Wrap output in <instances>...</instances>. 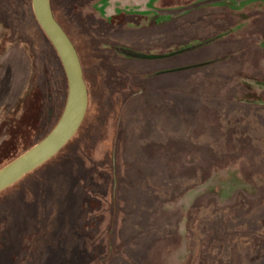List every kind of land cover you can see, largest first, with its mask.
Here are the masks:
<instances>
[{
    "label": "rangeland",
    "instance_id": "374dc122",
    "mask_svg": "<svg viewBox=\"0 0 264 264\" xmlns=\"http://www.w3.org/2000/svg\"><path fill=\"white\" fill-rule=\"evenodd\" d=\"M96 1L51 0L81 53L88 108L54 157L0 191V264H264V0L178 14L203 0H114L111 20L143 18L129 45L158 59L117 57L125 20L107 25ZM14 64L0 168L67 99L31 0H0V71Z\"/></svg>",
    "mask_w": 264,
    "mask_h": 264
},
{
    "label": "water",
    "instance_id": "95a60500",
    "mask_svg": "<svg viewBox=\"0 0 264 264\" xmlns=\"http://www.w3.org/2000/svg\"><path fill=\"white\" fill-rule=\"evenodd\" d=\"M218 1L223 0H203L189 7L176 9L174 13H183L188 9ZM31 5L38 24L60 58L67 79L68 93L64 109L54 127L40 141L0 168V191L54 157L76 134L88 108V89L79 55L65 30L55 19L50 0H31ZM188 49L190 48L176 53ZM122 52L138 59L166 57V55H150L133 51ZM14 67H16L15 64L11 67L6 66L0 71V104L6 97H14L18 93L19 83H17Z\"/></svg>",
    "mask_w": 264,
    "mask_h": 264
},
{
    "label": "flooded vegetation",
    "instance_id": "af4514ba",
    "mask_svg": "<svg viewBox=\"0 0 264 264\" xmlns=\"http://www.w3.org/2000/svg\"><path fill=\"white\" fill-rule=\"evenodd\" d=\"M102 1L103 0H97L96 3L92 7H93V10L96 12V14H98V16L101 17L103 19V21L107 25L113 26L115 21H116V19H118V22H119V20H125V21H123L122 27H121V30H120V33L122 34V36L120 38L122 40H124V41H127L126 44L111 45V46H109L110 48L109 47L108 48L111 49L115 53V55L117 57H120V55H122L124 57H127L128 59H138V58H133L131 56H128L125 53H123L122 51H133V52H136V51H134V47H132L131 45H136V44L139 43V41H138L139 35L137 33H132L130 31L142 28L140 23H141V21H143V18L141 17V15H138L136 13H124V12H121L120 15L117 16L118 18H114V21H113L111 19H113L114 13H113V10H111L109 7H110L111 3L116 4L118 1L116 0L117 2H115L114 0H111V1L110 0H105L106 2L104 4L101 3ZM148 2H149L148 5H151L154 9L155 8L159 9L158 5H156L158 1L154 2V0H149ZM50 4H51L52 12L54 14L55 19L59 22V24L65 30V32L67 33V35L69 36V38L71 39L72 43L74 44V46H75V48L77 50V53L79 55L80 62H81V65H82L83 77H84V68H83L82 56H81V53H80V51L78 49V46H77L76 42L74 41V39L72 38V36L70 35V33L67 30V28L63 25V23L57 17V15H56V13H55V11L53 9L51 0H50ZM161 4H164V6H165V3L162 2ZM98 7L99 8L101 7L102 13L98 11ZM225 10H227V9H225ZM231 10H233V8ZM169 22H171V21L168 20V21H162V22L158 23V18H154V16H152V18H147L146 19V23H148V24L152 23V24H156V25H158V24L163 25V24H166V23H169ZM129 44H131V45H129ZM163 55H165V54H163ZM167 56H169V55H167ZM84 80H85V77H84ZM85 83H86V81H85ZM31 87L32 86H30V89H31ZM19 100H20V97L18 98V100L14 104L8 103L9 105H7V104L3 105L2 109H5L7 106H10L11 109H13L18 104Z\"/></svg>",
    "mask_w": 264,
    "mask_h": 264
}]
</instances>
